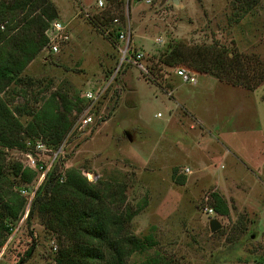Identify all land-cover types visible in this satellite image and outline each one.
I'll return each mask as SVG.
<instances>
[{
  "label": "rangeland",
  "instance_id": "obj_1",
  "mask_svg": "<svg viewBox=\"0 0 264 264\" xmlns=\"http://www.w3.org/2000/svg\"><path fill=\"white\" fill-rule=\"evenodd\" d=\"M50 1L67 24L68 39L56 53L43 47L0 98L23 123L51 93L77 96L84 108L70 110L73 124L59 144L41 135L25 140L24 148L0 144L6 176L0 189L26 198L2 242L0 264H58V250L50 247L56 236L59 249L58 233L36 212L27 220L37 178L24 182L12 168L30 157L49 168L57 163L63 177L75 166L90 183L126 182L125 203L135 210L128 229L154 240L126 264H156L148 263L155 254L160 264H264V79L254 89L218 83L211 73L190 82L175 66L156 63L168 44L181 41L264 64V0L121 1L114 12L128 7L130 47L143 52L146 70L133 62L119 67L117 40L105 34L106 20L93 0ZM2 48L7 55L12 45ZM87 91L96 92V100L86 98ZM83 112L95 118L80 127ZM38 141L48 149L38 150ZM213 191L227 201L228 214L210 205ZM213 218L221 224L216 230L210 229Z\"/></svg>",
  "mask_w": 264,
  "mask_h": 264
},
{
  "label": "trees",
  "instance_id": "obj_2",
  "mask_svg": "<svg viewBox=\"0 0 264 264\" xmlns=\"http://www.w3.org/2000/svg\"><path fill=\"white\" fill-rule=\"evenodd\" d=\"M121 1L110 0L111 7L101 14L106 23L116 13L114 11L120 7ZM56 16V8L50 0H0V22L5 21L0 28V91L13 79L17 80L27 63L45 46L44 30L48 20ZM93 22L102 29V20L98 18ZM5 43L13 48L7 51V55L2 48ZM249 57L238 53L228 56L224 50L213 46L191 47L177 41L168 44L158 55L156 63L167 66L184 63L220 80L254 89L264 79V64L256 58L247 60ZM80 101L77 96L51 93L23 123L0 98V144L24 148L25 140L40 135L47 142L61 143L73 124L70 110L76 107L81 112L84 108L82 104L78 105ZM12 168L14 175L24 182L37 178V171L28 165L17 162ZM82 172L86 176L87 172ZM61 174L57 163L46 171L35 190L27 215L29 220L34 212L38 213L44 226L58 233V264H126L128 256L145 251L154 244L151 234L139 237L128 229L135 210L125 203L126 182L98 178L90 183L75 166L64 170L62 180ZM5 178L0 170V181ZM210 196L213 209L217 213L228 214L225 198L215 191L210 192ZM25 203L23 195L0 189V244L12 231ZM31 250L28 247L25 256H29ZM160 261L161 256L155 254L148 263L160 264Z\"/></svg>",
  "mask_w": 264,
  "mask_h": 264
},
{
  "label": "built area",
  "instance_id": "obj_3",
  "mask_svg": "<svg viewBox=\"0 0 264 264\" xmlns=\"http://www.w3.org/2000/svg\"><path fill=\"white\" fill-rule=\"evenodd\" d=\"M128 1V0H126ZM145 2H151L152 0H143ZM110 2L108 0H93V5L96 8V10L100 13H104L109 7ZM128 7L126 6L124 9V12L122 11V14H113L107 21L106 27H104V32L106 35L114 38L117 40V48L119 52L121 53V58L119 61V67L121 64L126 62H133L137 66H139L141 69L146 70L147 68L144 66V64L141 63V59L143 57V52L134 50L130 47V36H131V26L129 21L127 22L128 18ZM121 16H125L121 17ZM3 27V25H1ZM67 24L63 23L62 20L54 17L52 19L48 20V24L44 30L45 36H46V44L44 48H47V50L51 53H56L60 50L61 45L66 42L68 39V32H67ZM118 69V68H117ZM175 73L181 77L182 80H188L190 82L196 81V75L197 72L193 69L187 68L185 66H175ZM85 97L91 100H96L95 97H97L96 92L93 93L92 91H87L85 93ZM94 118L92 113L89 112H83L79 115L77 119V124L80 127H83L89 123H92L94 121ZM36 148L38 150L43 151V149H48L45 147V144L42 141H38L36 143ZM28 166L33 167L35 169H39V173L37 175L36 179V185L35 187L30 191L29 198H32L34 195V192L37 188V186L40 184V182L45 177L46 171L49 169V166L45 163L38 164L36 163L35 159L33 157H30L29 162L27 163ZM186 170H189V168H186ZM62 175L60 176V179L62 180ZM23 192L26 193V190L23 188ZM29 205V203H28ZM28 210V207L26 208V211ZM50 247L52 248V251L56 252L58 250V241L56 236H52L50 239ZM4 244H0V256L3 253Z\"/></svg>",
  "mask_w": 264,
  "mask_h": 264
},
{
  "label": "crops",
  "instance_id": "obj_4",
  "mask_svg": "<svg viewBox=\"0 0 264 264\" xmlns=\"http://www.w3.org/2000/svg\"><path fill=\"white\" fill-rule=\"evenodd\" d=\"M10 50H13V48L12 49H10ZM45 57V56H44ZM34 59L35 58H33L32 60H30V62L28 63V66L32 63V62H34ZM197 75H210V74H208V73H206V72H200L199 71V73L197 72ZM211 76V75H210ZM217 79V78H216ZM217 81H218V83H222V81H220L219 79H217ZM224 83V82H223ZM224 84H227V83H224ZM229 86H232V87H236L235 85H231V84H228ZM237 87H240V86H237ZM174 88V87H173ZM241 88H243V87H241ZM182 101V100H181ZM184 103V102H183ZM190 111V110H189Z\"/></svg>",
  "mask_w": 264,
  "mask_h": 264
},
{
  "label": "water",
  "instance_id": "obj_5",
  "mask_svg": "<svg viewBox=\"0 0 264 264\" xmlns=\"http://www.w3.org/2000/svg\"><path fill=\"white\" fill-rule=\"evenodd\" d=\"M175 1H177V0H175ZM220 226H221V224H220V222L217 219L213 218L211 220V222H210V229L211 230H216Z\"/></svg>",
  "mask_w": 264,
  "mask_h": 264
}]
</instances>
